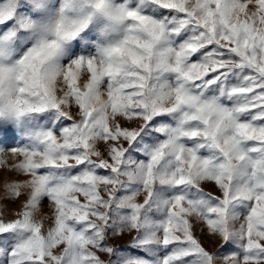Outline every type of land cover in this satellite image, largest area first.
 Returning <instances> with one entry per match:
<instances>
[{
	"label": "snow or ice",
	"instance_id": "obj_1",
	"mask_svg": "<svg viewBox=\"0 0 264 264\" xmlns=\"http://www.w3.org/2000/svg\"><path fill=\"white\" fill-rule=\"evenodd\" d=\"M0 264H264V0H0Z\"/></svg>",
	"mask_w": 264,
	"mask_h": 264
},
{
	"label": "rangeland",
	"instance_id": "obj_2",
	"mask_svg": "<svg viewBox=\"0 0 264 264\" xmlns=\"http://www.w3.org/2000/svg\"><path fill=\"white\" fill-rule=\"evenodd\" d=\"M3 173H4V169H0V181H2ZM0 188H2V183H0Z\"/></svg>",
	"mask_w": 264,
	"mask_h": 264
}]
</instances>
